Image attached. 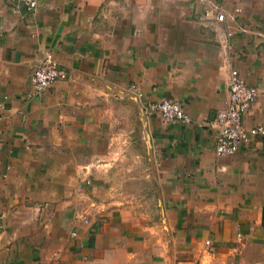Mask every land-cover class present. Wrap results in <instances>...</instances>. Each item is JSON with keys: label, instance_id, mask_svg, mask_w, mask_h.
Masks as SVG:
<instances>
[{"label": "crops", "instance_id": "obj_1", "mask_svg": "<svg viewBox=\"0 0 264 264\" xmlns=\"http://www.w3.org/2000/svg\"><path fill=\"white\" fill-rule=\"evenodd\" d=\"M262 50L264 0H0V264H264V134L219 155L210 125L231 68L264 125Z\"/></svg>", "mask_w": 264, "mask_h": 264}, {"label": "built area", "instance_id": "obj_2", "mask_svg": "<svg viewBox=\"0 0 264 264\" xmlns=\"http://www.w3.org/2000/svg\"><path fill=\"white\" fill-rule=\"evenodd\" d=\"M20 1V0H18ZM29 10L33 9L36 0H22ZM16 11H19L17 7ZM220 23L228 20L229 14L222 10L221 7L213 5L207 11V15H213ZM233 18V15H231ZM227 35H232V29H228ZM225 49H230V45L225 41ZM264 52V50H262ZM68 78L67 72L56 62L51 54H47L44 60L34 68L31 75V82L34 91H42L48 88L57 80ZM229 96L227 104L224 108L218 109L210 125L217 130V141L215 142V152L219 155H231L240 149V147L256 138L258 135L264 134V125H256L252 127L246 126L244 123L245 114L255 103L259 90L256 86L250 85L247 78L237 69L231 68L228 76ZM138 99L142 96L136 84L130 85L127 89ZM144 112L158 111L165 123L169 124H187L192 117L180 106L176 101L160 100L148 103L144 108ZM1 124V123H0ZM0 136V147L3 145ZM85 184H91L92 180L87 178ZM85 223L87 219L83 220ZM75 235V232H73ZM209 246L208 251H213L210 240L206 241Z\"/></svg>", "mask_w": 264, "mask_h": 264}, {"label": "water", "instance_id": "obj_3", "mask_svg": "<svg viewBox=\"0 0 264 264\" xmlns=\"http://www.w3.org/2000/svg\"><path fill=\"white\" fill-rule=\"evenodd\" d=\"M134 95V94H133ZM135 96V95H134ZM136 97V96H135ZM137 98V97H136ZM140 110V113L141 114H143L144 113V111H143V108L141 107V108H139ZM145 136H146V143H145V145L147 146V148H149V140H148V135L145 133Z\"/></svg>", "mask_w": 264, "mask_h": 264}]
</instances>
